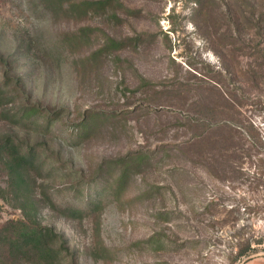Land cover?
<instances>
[{
    "label": "rangeland",
    "instance_id": "obj_1",
    "mask_svg": "<svg viewBox=\"0 0 264 264\" xmlns=\"http://www.w3.org/2000/svg\"><path fill=\"white\" fill-rule=\"evenodd\" d=\"M43 1L0 0V77L67 110L48 144L54 175L33 193L69 250L55 264H264V0H119V19L76 21ZM72 33L86 36L67 45ZM90 112L96 129L67 141ZM81 178L99 206L67 218L56 205ZM22 219L1 192L0 229Z\"/></svg>",
    "mask_w": 264,
    "mask_h": 264
},
{
    "label": "trees",
    "instance_id": "obj_2",
    "mask_svg": "<svg viewBox=\"0 0 264 264\" xmlns=\"http://www.w3.org/2000/svg\"><path fill=\"white\" fill-rule=\"evenodd\" d=\"M43 4L58 19L65 17L75 21L76 18L105 13L109 8L114 11L117 19L118 9L123 13L129 11L119 0H44ZM81 30L89 32L94 31V28ZM84 34L65 35L64 41L71 45L77 39L85 37ZM108 45L110 48L120 49L125 41L109 38ZM104 50L105 48L86 57L87 61L93 60ZM0 66H10V62L0 56ZM9 77L8 72L0 77V176H5L7 183L6 188H0V193L3 192L10 198L22 212L23 219L11 221L0 229V264H22L25 261L55 264L60 253H68L69 250L65 248L59 234L38 222L40 200L33 193L37 187V177L41 178L42 173L48 177L54 175L56 168L47 165L51 161L47 154L48 144L58 138L55 126L67 110L62 108L51 111L32 103L26 96L23 79ZM101 118L100 113H87L80 121L70 124L64 130L65 139L83 142L96 129ZM51 153L56 158L53 163L58 162V152ZM94 187L96 186L92 181L81 178L72 188H68L72 198L56 205V208L67 218H81L92 214L99 206L94 196ZM106 189L103 186L99 195L106 193ZM109 189L112 193L115 191L111 187ZM74 202L78 204L73 205ZM83 202L85 204L82 206ZM56 243L61 244L59 252L55 248Z\"/></svg>",
    "mask_w": 264,
    "mask_h": 264
}]
</instances>
